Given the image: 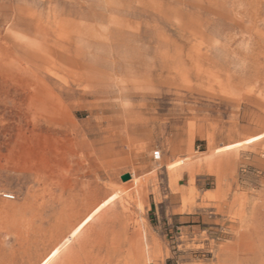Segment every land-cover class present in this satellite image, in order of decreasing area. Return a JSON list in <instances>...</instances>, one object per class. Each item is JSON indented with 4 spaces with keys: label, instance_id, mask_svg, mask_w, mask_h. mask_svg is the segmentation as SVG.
Listing matches in <instances>:
<instances>
[{
    "label": "rangeland",
    "instance_id": "obj_1",
    "mask_svg": "<svg viewBox=\"0 0 264 264\" xmlns=\"http://www.w3.org/2000/svg\"><path fill=\"white\" fill-rule=\"evenodd\" d=\"M64 53L103 80L53 75ZM96 91L143 131L93 114ZM36 139L68 184L87 173L74 193L121 264H264V0H0V264H47Z\"/></svg>",
    "mask_w": 264,
    "mask_h": 264
},
{
    "label": "bare ground",
    "instance_id": "obj_2",
    "mask_svg": "<svg viewBox=\"0 0 264 264\" xmlns=\"http://www.w3.org/2000/svg\"><path fill=\"white\" fill-rule=\"evenodd\" d=\"M248 5L249 7L245 8V13L250 17V13H253L250 8L252 2H248ZM45 62L50 71V67H53L55 71L53 75L60 79H66L68 75L72 76L76 71L74 72L71 69L77 68L82 75L80 80L83 79L88 87H91L90 84H92L95 75L101 77L98 79L103 80L102 74L96 68L89 65V67L80 65L65 53L56 58L47 59ZM236 66L238 65L236 64ZM59 89L60 92H57L55 99L58 106L48 108L47 114H45L48 123L55 124L59 119V108L64 103L63 89L61 87ZM122 89L124 90V88ZM101 95H103V92L99 93L98 91L89 95L95 99H93L94 103L98 106L96 112L93 113L91 110V113L96 116L100 115L110 126L119 122L121 117H124L126 122L130 120L129 124L135 134L140 130L143 131L140 126L142 121L130 119L133 117L132 110L135 108L116 112L113 106H102L99 104L100 102H97L101 100ZM84 96L88 97L87 95ZM114 112H116L115 115L106 116ZM36 145L38 148L36 153L37 162L32 177L36 189L29 207L34 225L35 253L39 255V251L43 250L46 254L44 260L47 264H121L120 259L123 258V254L119 249L120 247L115 244L114 238L103 231L101 219L92 214L93 212L88 207L85 209V205L82 208V205L77 201L78 197L74 193L79 181L82 182L79 178L85 177L87 173H82V167L78 164L77 169L71 170V175L75 176V182L72 185L68 184L67 179L70 170L67 168V164L63 162L58 168L52 162L48 152L49 148H47L48 145H43L41 139H36ZM89 169L92 173L96 171L91 166ZM96 179H99V177H96ZM42 256L43 254H40L41 258Z\"/></svg>",
    "mask_w": 264,
    "mask_h": 264
},
{
    "label": "built area",
    "instance_id": "obj_3",
    "mask_svg": "<svg viewBox=\"0 0 264 264\" xmlns=\"http://www.w3.org/2000/svg\"><path fill=\"white\" fill-rule=\"evenodd\" d=\"M155 157H156V159H158L159 157H160V154L157 152L156 154H155ZM5 198H8V199H13L14 198V196L13 195H5Z\"/></svg>",
    "mask_w": 264,
    "mask_h": 264
},
{
    "label": "water",
    "instance_id": "obj_4",
    "mask_svg": "<svg viewBox=\"0 0 264 264\" xmlns=\"http://www.w3.org/2000/svg\"><path fill=\"white\" fill-rule=\"evenodd\" d=\"M131 176L130 175H125L122 177V180L125 182V181H128L130 180Z\"/></svg>",
    "mask_w": 264,
    "mask_h": 264
}]
</instances>
